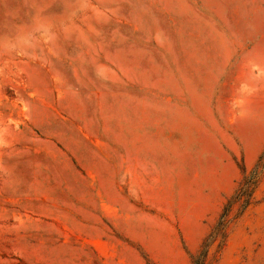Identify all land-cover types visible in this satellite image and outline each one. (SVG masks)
<instances>
[{
    "label": "rangeland",
    "instance_id": "374dc122",
    "mask_svg": "<svg viewBox=\"0 0 264 264\" xmlns=\"http://www.w3.org/2000/svg\"><path fill=\"white\" fill-rule=\"evenodd\" d=\"M264 264V0H0V264Z\"/></svg>",
    "mask_w": 264,
    "mask_h": 264
},
{
    "label": "trees",
    "instance_id": "16d2710c",
    "mask_svg": "<svg viewBox=\"0 0 264 264\" xmlns=\"http://www.w3.org/2000/svg\"><path fill=\"white\" fill-rule=\"evenodd\" d=\"M259 172L260 170L257 164L252 169L250 174L244 175L242 181H240L239 183L238 188L224 205L223 211L218 218L216 226L204 240L202 249L198 252L197 255L193 257L191 264H205L208 246L218 237V235L223 234L232 206L237 203L241 206V208L244 209L251 202L253 190L257 183Z\"/></svg>",
    "mask_w": 264,
    "mask_h": 264
}]
</instances>
